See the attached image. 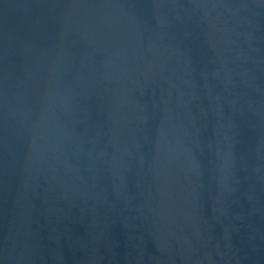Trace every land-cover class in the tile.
Returning <instances> with one entry per match:
<instances>
[{"label":"water","instance_id":"1","mask_svg":"<svg viewBox=\"0 0 264 264\" xmlns=\"http://www.w3.org/2000/svg\"><path fill=\"white\" fill-rule=\"evenodd\" d=\"M0 264H264V0H0Z\"/></svg>","mask_w":264,"mask_h":264}]
</instances>
